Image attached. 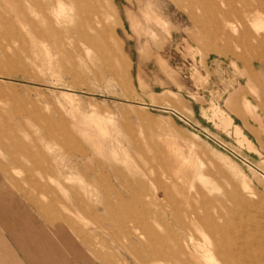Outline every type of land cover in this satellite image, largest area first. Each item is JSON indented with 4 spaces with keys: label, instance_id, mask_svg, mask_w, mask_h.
Segmentation results:
<instances>
[{
    "label": "rangeland",
    "instance_id": "obj_1",
    "mask_svg": "<svg viewBox=\"0 0 264 264\" xmlns=\"http://www.w3.org/2000/svg\"><path fill=\"white\" fill-rule=\"evenodd\" d=\"M261 63L264 0H0V264H264Z\"/></svg>",
    "mask_w": 264,
    "mask_h": 264
},
{
    "label": "crops",
    "instance_id": "obj_2",
    "mask_svg": "<svg viewBox=\"0 0 264 264\" xmlns=\"http://www.w3.org/2000/svg\"><path fill=\"white\" fill-rule=\"evenodd\" d=\"M264 76V63H261L259 65H257L256 67H254V69L251 71V73L248 76V81L246 82L245 85L246 86H253L252 84L255 83L257 81V77H262ZM241 132L238 129L237 135L240 136ZM242 137L243 134H242ZM241 140H245L246 142H248V144H250L249 140H247V138H242ZM251 145V144H250Z\"/></svg>",
    "mask_w": 264,
    "mask_h": 264
},
{
    "label": "bare ground",
    "instance_id": "obj_3",
    "mask_svg": "<svg viewBox=\"0 0 264 264\" xmlns=\"http://www.w3.org/2000/svg\"><path fill=\"white\" fill-rule=\"evenodd\" d=\"M103 124H104V123H103ZM227 195H228V194H227ZM166 196H167V195H166ZM238 196H239V193H238ZM238 196H236V197H238ZM209 197H210V196H209ZM215 197H217V196H215ZM215 197H213L214 200H215ZM224 197H225V196H223V198H224ZM227 197H228V196H227ZM229 197H231V196L229 195ZM205 198H206V197H205ZM213 198H212V199H213ZM217 198H219V197H217ZM220 198H221V197H220ZM225 199H226V198H225ZM228 199L231 200L232 198H228ZM226 200H227V199H226ZM216 201H217V200H216ZM223 202H224V201H223ZM223 202H222V203H223ZM228 202H229V201H228ZM217 203H218V201H217ZM224 203H227V201L224 202ZM220 204H221V203H219V205H220ZM194 211H195V209H194ZM192 213H193V211H192ZM209 213H210V212H209ZM190 216H191V215H190ZM193 216H196V214H194ZM193 216H192V218H193ZM203 216H205V215H203ZM208 216H209V215H208ZM212 217H213V216H212ZM192 218H191V219H192ZM199 218H200V217H199ZM202 218H203V217H202ZM217 218H218V217H217ZM194 219H195V218H194ZM222 219H223V218H222ZM197 220H198V219H197ZM218 220H219V219H218ZM189 221L192 222V220H189ZM193 221H194V220H193ZM223 221H224V220H223ZM207 222H208V221H207ZM193 223H194V222H193ZM197 223H198V222H197ZM225 223H226V222H225ZM191 224H192V223H191ZM194 225H195V224H193L192 226H194ZM205 225L208 226L209 223H208V224H205ZM214 225H215V224H214ZM190 226H191V225H190ZM190 226H189V227H190ZM210 226H211V225H210ZM225 226H227V225H224L223 227L228 231L230 228L228 229V228H226ZM196 227H197V225H196ZM219 227H220V228H223V227H221V225H220ZM219 227H217V228H219ZM200 228H201V227H200ZM202 228H203V227H202ZM211 228H213V227H211ZM220 228H219V229H220ZM224 228H223V229H224ZM225 229H224V230H225ZM234 229H235V228H234ZM234 229L232 228L231 230H234ZM210 230H212V229H210ZM210 230H209V232H210ZM202 231L204 232V228H203ZM227 231H224L223 233L225 234V232H227ZM234 231H235V230H234ZM209 232H206V233H209ZM211 232H212V231H211ZM230 232H232V231H230ZM204 233H205V232H204ZM213 233H214V232H213ZM235 233H236V232H235ZM237 233H239V232H237ZM229 234H230V233H229ZM232 234H233V233H232ZM211 235H212V234H211ZM234 235H235V234H234ZM238 235L243 236L242 234H238ZM224 236H225V235H224ZM236 239L239 240V239H240V236H239V238H236ZM242 239H243V238H242ZM242 239H240V240H242ZM226 241H227V240H226ZM231 241H232V240H231ZM234 241H235V240H234ZM239 242H240V241H239ZM234 243H235V242H234ZM247 243H248V242H247ZM253 243H254V242H253ZM238 244H239V243H238ZM240 244H241V243H240ZM220 245H221V244H220ZM230 245H231V244H230ZM254 245H255V244H254ZM231 246H232V245H231ZM219 247H220V246H219ZM223 249H224V248H223ZM225 249H226V248H225ZM251 249H252V248H251ZM220 250H221V248H220ZM211 251H212V250H211ZM211 251H209V252H211ZM217 251H218V247H217L216 252H217ZM230 251H231V250H230ZM214 252H215V250H214ZM216 252H215V253H216ZM218 252H219V251H218ZM219 253H221V252H219ZM226 253H228V250H227ZM231 253H232V252H231ZM212 254H214V253H212ZM221 255H222V254H221ZM224 255H225V254H224ZM226 255H227V254H226ZM226 255H225V258H226ZM216 256H217V255H216ZM233 256H234V255H233ZM214 258H215V257H214ZM220 258H221V257H220ZM221 260H222V259H221ZM221 260H219V261H221ZM229 261H230V262H233V261L230 260V259H229ZM219 263H220V262H219ZM222 263H223V262H222ZM222 263H221V264H222ZM216 264H217V263H216ZM231 264H232V263H231ZM236 264H237V263H236Z\"/></svg>",
    "mask_w": 264,
    "mask_h": 264
}]
</instances>
